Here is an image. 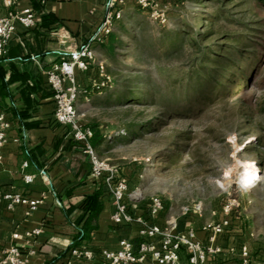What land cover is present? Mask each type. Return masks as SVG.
<instances>
[{
	"label": "rangeland",
	"instance_id": "374dc122",
	"mask_svg": "<svg viewBox=\"0 0 264 264\" xmlns=\"http://www.w3.org/2000/svg\"><path fill=\"white\" fill-rule=\"evenodd\" d=\"M157 9L165 27L127 0L107 43L97 46L111 87L101 94L78 88L79 122L104 138L99 158L145 198L205 214L229 199L241 212L248 201L264 220V7L256 0H160ZM187 27L211 33L209 44L230 53L244 50L245 80L227 97L207 102L204 88L191 110H171L165 103L172 93L183 97L189 67L185 54H169L167 46ZM246 166L260 179L242 190Z\"/></svg>",
	"mask_w": 264,
	"mask_h": 264
},
{
	"label": "crops",
	"instance_id": "0c3cea01",
	"mask_svg": "<svg viewBox=\"0 0 264 264\" xmlns=\"http://www.w3.org/2000/svg\"><path fill=\"white\" fill-rule=\"evenodd\" d=\"M150 1L157 5L160 0ZM106 2L19 0L13 6L14 11L32 9L36 20L30 29L16 26L7 56L0 60V114L9 124L1 150L0 193L19 194L40 203L34 211L26 205L8 211L0 201V261L3 250L18 247L25 254L34 251L27 258L28 264H82L71 252L86 249L95 255L93 264H100L101 251H117L123 240L134 245L141 240L136 222L112 221L114 204L103 194L101 180L91 177L84 145L73 140L69 129L53 117L54 104L45 76L57 51L89 41L102 21ZM6 13L0 0V17ZM97 48L94 46L100 60ZM96 79L95 69L75 71L78 88H91ZM23 163H27L26 168ZM24 175L32 176V182L25 183ZM151 199L128 187L125 203L133 219L158 227L169 225L174 235L193 230L203 247L219 250L207 254L206 264H240L244 248L249 264H264V220L253 215L250 202L241 212L226 216L223 204L205 214L199 206L175 208L162 201L163 210L152 217ZM224 219L228 226L211 241L204 226ZM37 229L41 230L39 235L26 237ZM187 258V251L182 250L180 264H188Z\"/></svg>",
	"mask_w": 264,
	"mask_h": 264
},
{
	"label": "built area",
	"instance_id": "2783aa9c",
	"mask_svg": "<svg viewBox=\"0 0 264 264\" xmlns=\"http://www.w3.org/2000/svg\"><path fill=\"white\" fill-rule=\"evenodd\" d=\"M19 0H2V5L7 9L5 16L0 17V60L8 53L9 42L19 25L30 29L35 25V13L32 9L14 11L13 6ZM44 1V0H39ZM141 10L146 11L151 21L165 26L167 16L157 9V5L150 0H131ZM127 0H107L105 12L101 23L92 37L84 44L71 49H62L55 54V60L45 71L46 82L52 94L54 104L53 117L55 121L69 129L73 140L84 145V154L91 164V177L101 180L103 194L111 198L114 204V213L111 217L115 224L136 222L139 224L138 231L140 242L133 243L123 240L119 243L117 251L100 252V264H180L179 256L182 250L188 253V264H206V256L210 253L219 252L218 249L205 248L196 240L195 232L189 230L184 235H174L168 226L158 227L138 218L133 219L127 210L125 199L128 193V179L118 173L116 169L109 166L106 161L99 158L97 152L91 145L93 131L79 122L76 103L80 91L75 82V71L88 72L95 69L97 79L92 84V91L101 94L111 87V78L106 72L105 65L98 60L94 46L105 45L113 31L116 22L121 19L123 7ZM91 91V92H92ZM83 100H88V93L82 95ZM9 124L4 116L0 114V163L2 160L1 150L7 142L6 132ZM23 168L27 163H23ZM33 177L24 175L25 183H31ZM0 201L5 203L6 209L12 211L18 205L28 206L29 211H34L39 201H31L19 194L0 193ZM240 203L236 199L224 202L222 211L224 215L238 211ZM163 210L160 198L154 197L150 202V215L155 217ZM228 226V220L220 222L210 221L203 230L211 233L210 240L221 234ZM41 233L40 229L26 234L28 239ZM15 237H17L15 235ZM34 254L29 250L26 254L18 247H11L2 251L0 264H28L27 258ZM71 255L83 261L82 264H93L94 253L86 249H73ZM240 264H249V253L244 248L241 251Z\"/></svg>",
	"mask_w": 264,
	"mask_h": 264
},
{
	"label": "trees",
	"instance_id": "16d2710c",
	"mask_svg": "<svg viewBox=\"0 0 264 264\" xmlns=\"http://www.w3.org/2000/svg\"><path fill=\"white\" fill-rule=\"evenodd\" d=\"M256 2L264 7V0ZM211 37V33L200 35L198 31L187 27L184 31L176 30L173 41L167 46L169 54H185L189 67L188 82L182 87L183 97L172 93V97L165 103L171 110L178 104L182 106L181 110H191L194 104L201 102L204 88L208 95L205 99L207 102L217 97H227L245 80L239 78L243 76L241 64L246 60L245 51L232 49L230 53L222 45L209 44ZM103 142L104 138L95 132L91 140L92 147L98 149Z\"/></svg>",
	"mask_w": 264,
	"mask_h": 264
},
{
	"label": "bare ground",
	"instance_id": "6f19581e",
	"mask_svg": "<svg viewBox=\"0 0 264 264\" xmlns=\"http://www.w3.org/2000/svg\"><path fill=\"white\" fill-rule=\"evenodd\" d=\"M259 176L257 175V172L251 169L250 167L246 166L243 170V173L241 174L240 181L242 184H248L250 188L254 185H256L259 181Z\"/></svg>",
	"mask_w": 264,
	"mask_h": 264
},
{
	"label": "clouds",
	"instance_id": "9594fccd",
	"mask_svg": "<svg viewBox=\"0 0 264 264\" xmlns=\"http://www.w3.org/2000/svg\"><path fill=\"white\" fill-rule=\"evenodd\" d=\"M240 187L243 190V189H246L247 187H249V185L248 184H242V185H240Z\"/></svg>",
	"mask_w": 264,
	"mask_h": 264
}]
</instances>
